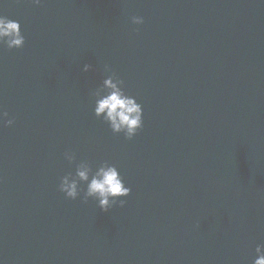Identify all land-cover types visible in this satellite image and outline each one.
Here are the masks:
<instances>
[{
    "label": "water",
    "instance_id": "obj_1",
    "mask_svg": "<svg viewBox=\"0 0 264 264\" xmlns=\"http://www.w3.org/2000/svg\"><path fill=\"white\" fill-rule=\"evenodd\" d=\"M0 15L25 37L0 45V264H252L264 0H0ZM105 64L142 106L131 139L93 113ZM82 161L117 168L122 206L84 201L86 181L59 190Z\"/></svg>",
    "mask_w": 264,
    "mask_h": 264
},
{
    "label": "clouds",
    "instance_id": "obj_2",
    "mask_svg": "<svg viewBox=\"0 0 264 264\" xmlns=\"http://www.w3.org/2000/svg\"><path fill=\"white\" fill-rule=\"evenodd\" d=\"M39 4L41 0H32ZM133 24L143 23V17L132 16ZM25 37L21 33V26L17 20L9 19L0 15V45L7 48H20L24 44ZM89 64L83 65V70L88 71ZM104 70L109 73L100 86L91 92L94 99L93 113L96 117L105 121L114 133H123L124 137L131 139L142 127V106L137 100L127 95L122 87L123 80L120 79L110 67L105 64ZM7 112L0 111V119L7 116ZM11 125V119L3 121ZM64 158L71 163L74 153L65 151ZM90 167L82 161L75 170V174H65L60 178L59 190L66 197L75 199L79 194L78 184L87 182L82 199L86 201L89 197L96 199L101 210H108L113 204L123 205L124 200L117 201L118 197H125L130 193V188L125 186L124 181L117 168L104 162L91 173ZM255 258L252 264H264V246L257 244L255 247Z\"/></svg>",
    "mask_w": 264,
    "mask_h": 264
}]
</instances>
